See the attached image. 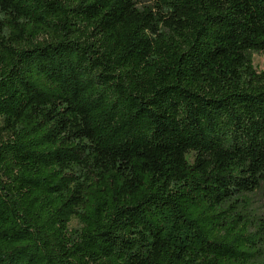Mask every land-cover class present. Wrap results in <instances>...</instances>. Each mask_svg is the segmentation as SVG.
<instances>
[{
  "label": "trees",
  "instance_id": "trees-1",
  "mask_svg": "<svg viewBox=\"0 0 264 264\" xmlns=\"http://www.w3.org/2000/svg\"><path fill=\"white\" fill-rule=\"evenodd\" d=\"M253 53L264 0H0V264H264Z\"/></svg>",
  "mask_w": 264,
  "mask_h": 264
},
{
  "label": "rangeland",
  "instance_id": "rangeland-1",
  "mask_svg": "<svg viewBox=\"0 0 264 264\" xmlns=\"http://www.w3.org/2000/svg\"><path fill=\"white\" fill-rule=\"evenodd\" d=\"M253 64L256 69L264 70V53H253ZM192 160V158H191ZM247 197L250 199V212L264 219V192L259 190L251 194H247ZM71 227H76L78 225L76 220L71 222Z\"/></svg>",
  "mask_w": 264,
  "mask_h": 264
}]
</instances>
